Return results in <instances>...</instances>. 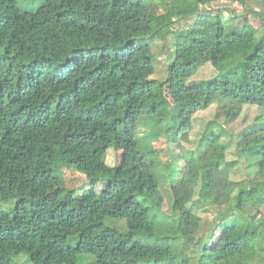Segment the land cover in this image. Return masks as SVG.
Returning a JSON list of instances; mask_svg holds the SVG:
<instances>
[{"label": "trees", "instance_id": "16d2710c", "mask_svg": "<svg viewBox=\"0 0 264 264\" xmlns=\"http://www.w3.org/2000/svg\"><path fill=\"white\" fill-rule=\"evenodd\" d=\"M246 1L172 0L156 15L146 0H35L32 10L2 0L0 196L14 187L39 189L71 166L91 188L80 197H22L0 214V264L22 254L31 264H77L84 256L94 258L88 264H252L262 254L264 30L259 36L248 18L264 27V15L247 10L243 24L229 30L220 15L203 13L212 3ZM194 16L196 26L176 38L168 66L171 101H159L152 41ZM207 64L217 75L190 81ZM228 103L239 107L233 121L244 106L263 110L239 134L236 159H227L211 126L185 159L166 164L156 149L147 152L156 160L141 155L142 117L154 124L155 141L162 134L189 141L196 114ZM109 149L122 152L120 165L106 163ZM151 179L170 186L169 213L145 197ZM97 182H110L112 192L96 195ZM249 193L254 213L246 218ZM225 205L206 226L200 210ZM125 210L126 231L106 224Z\"/></svg>", "mask_w": 264, "mask_h": 264}, {"label": "rangeland", "instance_id": "374dc122", "mask_svg": "<svg viewBox=\"0 0 264 264\" xmlns=\"http://www.w3.org/2000/svg\"><path fill=\"white\" fill-rule=\"evenodd\" d=\"M150 5L151 11L156 15L166 13L170 9L172 0H146ZM2 0H0V6ZM19 8L22 10H32L35 7V0H19ZM244 6V7H243ZM240 3H228V2H216L208 5L203 13L211 16L220 15L225 22L227 29H238V26L243 24L244 14L247 10H253L254 12L264 15V0H247L246 4ZM250 24L257 30H259V36L262 35L264 27L262 22L258 19L249 16ZM197 17H191L187 20H177L171 27L169 33L165 36H160L152 41V53L155 58L156 73L152 76V81L155 85L156 99L159 101H171V92L174 88L172 82H168V66L173 59L175 41L176 38L184 32H187L191 27L196 26L195 22ZM195 24V25H194ZM217 75L216 70L211 64H207L202 67L198 73L190 80L192 82H202L214 78ZM239 107H236L233 103L215 104L206 111L196 114L192 121V129L189 133V141L179 139L177 142H171L172 135L166 137L161 135L158 141H155L151 136L154 128V124L149 122L146 118L142 117L138 127V141L140 145L141 155L157 159L153 153L147 152L151 149L159 151L160 160L164 163H169L170 158H174L176 161L185 159L191 153L195 152L199 145L202 134L207 126L214 127L215 132H220L221 144H225L228 147L227 159L229 161L236 159V147L239 140V134L249 125L256 121V118L263 114V110L254 106H244L238 117L233 121L234 115L239 112ZM233 122H231V121ZM162 127H158L157 130ZM122 152L109 149L106 155V163L110 166L120 165V159ZM232 175L233 180L241 182L243 180V174L240 170H234ZM153 179L149 181L147 189L144 192L146 198H148L159 213H169L172 205V194L168 184L162 183L152 185ZM154 186V187H153ZM91 188L90 180L87 175L78 170L76 167L71 166L67 168H60L53 172L51 179L39 189H29L27 191L19 190L14 187L11 190L3 193L0 196V214H6L11 212L16 202L22 197L36 196L43 198L52 195L54 192L60 191L63 196L73 195L74 197H80L84 192ZM93 191L96 195H103L108 192H112V184L110 182H97L93 186ZM252 195L246 194L242 202L243 213L246 218H251L254 213L250 200ZM249 203V204H248ZM248 205V206H247ZM217 208V209H216ZM228 205L224 208L215 207L211 208L209 212H205L202 209L199 214L204 217L206 226L213 223L219 216L221 211L227 209ZM216 209V211H214ZM126 210L114 213L107 220L106 224L118 228L121 232L126 231ZM261 232L264 234L263 226L260 227ZM262 250V248H261ZM262 254L255 258L252 264L263 263L264 251ZM94 260L91 256H84L77 264H88ZM11 264H31L28 262L26 255L22 254L12 259Z\"/></svg>", "mask_w": 264, "mask_h": 264}]
</instances>
